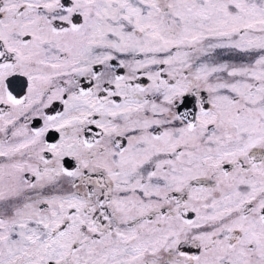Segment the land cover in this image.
<instances>
[{"label":"snow or ice","instance_id":"obj_1","mask_svg":"<svg viewBox=\"0 0 264 264\" xmlns=\"http://www.w3.org/2000/svg\"><path fill=\"white\" fill-rule=\"evenodd\" d=\"M0 264H264V0H0Z\"/></svg>","mask_w":264,"mask_h":264},{"label":"flooded vegetation","instance_id":"obj_2","mask_svg":"<svg viewBox=\"0 0 264 264\" xmlns=\"http://www.w3.org/2000/svg\"><path fill=\"white\" fill-rule=\"evenodd\" d=\"M13 86H15V81L12 82Z\"/></svg>","mask_w":264,"mask_h":264}]
</instances>
